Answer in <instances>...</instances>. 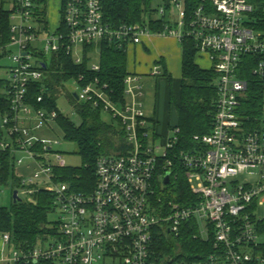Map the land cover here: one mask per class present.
Listing matches in <instances>:
<instances>
[{"label":"built area","instance_id":"obj_1","mask_svg":"<svg viewBox=\"0 0 264 264\" xmlns=\"http://www.w3.org/2000/svg\"><path fill=\"white\" fill-rule=\"evenodd\" d=\"M153 3L148 12L154 17L113 26L105 20L103 0H61L59 24L51 31L48 8L46 25L39 21L34 0H0L10 14V41L0 43V67L5 57L13 63L5 92L8 110L0 113V154H10L14 169L35 166L31 174L16 176L18 190L30 198L52 192L59 214L57 234L31 249L16 247L10 234H3L1 264H157L156 236L179 240L185 231L205 243L213 241L212 249L195 261L163 253V264H264V0ZM159 21L164 27L156 32L153 22ZM168 36L180 45L192 42L216 75L210 132L195 135L196 145L187 150L177 148L179 128L159 141L144 113L141 75L126 77L123 104L114 102L97 78L83 86L81 76L71 81L78 88L73 97L118 118L130 149L97 160L90 193L55 184L54 169L67 166L53 149L58 142L48 135L59 117L45 100L51 57L65 51L80 65L85 47L96 46L87 52L90 56L102 41L128 52L146 39ZM90 68L99 72L100 64ZM161 74L159 65L151 69L152 77ZM32 85L40 86L35 100L29 99ZM256 93L259 115L246 114ZM175 167L183 169L195 197L186 205L160 196Z\"/></svg>","mask_w":264,"mask_h":264},{"label":"trees","instance_id":"obj_2","mask_svg":"<svg viewBox=\"0 0 264 264\" xmlns=\"http://www.w3.org/2000/svg\"><path fill=\"white\" fill-rule=\"evenodd\" d=\"M38 6L39 21L47 25V8L49 0H34ZM192 4L200 0H189ZM153 0H103L104 17L109 25L118 26L124 23H139L144 15L154 17ZM155 21V20H153ZM159 23V24H156ZM154 24V25H153ZM152 29L161 31L163 22H153ZM156 24V25H155ZM10 41V14L0 7V43L6 45ZM96 46L85 47L84 61L75 64L73 58L65 51L51 57L46 75L50 92L45 95L46 106L57 109V102L62 90L72 80L83 77L81 84L86 86L96 78L101 85L108 86V93L116 103L125 102V79L129 72L127 50H118L108 41L97 44L100 49V71L94 72L90 68L87 52ZM182 47V75L178 94L174 91V82L164 66L163 77L170 86V106L177 116V124L172 128L181 130L178 149L187 150L196 145L195 135H205L211 130L216 109V75L210 69H202L197 63V50L192 42L185 41ZM163 63V62H162ZM7 80L0 79V113L8 110L6 97ZM40 95V86L32 85L29 89V99L35 100ZM252 97V96H251ZM73 101L81 123L75 124L71 118L59 112L57 126L62 130L64 138L74 142L77 153L83 164L80 168H55L54 183L69 185L74 192L90 193L96 185V163L104 155L125 153L130 149L126 142L124 127L118 118L111 123L102 119L104 111L94 108L90 103L78 102L72 94ZM246 106V114L259 115L260 96L253 95ZM256 100V101H254ZM148 120V119H147ZM151 128H155L154 121L148 120ZM154 130V129H153ZM10 154H0V187L7 186L12 180L13 190L20 188L19 179L14 174L10 161ZM13 191V192H14ZM160 196L163 201H174L186 205L195 201L191 195L189 185L183 169L175 167L172 181L166 185ZM32 201H20L12 204L11 208L0 207V237L10 234L16 247L31 249L48 236L57 234V224L49 220V215L56 207V196L49 191H39L33 194ZM195 232V230H194ZM212 242L205 243L195 239L190 232H183L179 240L159 234L155 238L157 264H163L159 259L161 254L172 255L177 261H195L203 258V251L212 249ZM181 249V250H180ZM180 250V251H179ZM264 257V246L261 248Z\"/></svg>","mask_w":264,"mask_h":264},{"label":"rangeland","instance_id":"obj_3","mask_svg":"<svg viewBox=\"0 0 264 264\" xmlns=\"http://www.w3.org/2000/svg\"><path fill=\"white\" fill-rule=\"evenodd\" d=\"M60 2L61 0H49V3H48V14L47 15H48V21H49V26H50L51 31H54L59 24ZM152 4H153L152 6L156 5V3H152ZM5 8L9 10L10 5H6ZM156 38L164 39V38H159V37H156ZM168 40L169 39L165 40L167 42L166 44H169L170 40L169 41ZM177 44H176L177 48H179L180 54H181L182 47L178 42ZM165 46L169 47L167 45ZM140 57L141 56L138 52L136 56L137 63H139V61L142 60ZM89 60H90L91 66L99 65L100 64V50H97L95 53H91L89 56ZM134 60H135V54L133 53L132 50H129L128 65H127L128 72H131L133 74L134 72H136V73L143 75L145 72L148 71V68L144 67L147 71L140 73L142 72V70H140L141 68L139 66L136 68V70H134V64L136 63V61L134 62ZM197 63L202 69H209L211 67L210 62L206 58L201 57V56L197 58ZM2 64L3 66H5V68L0 67V79L8 80L9 79V68L12 66L13 63L8 57H5L4 59L1 60V65ZM171 71H172L173 78L175 79L181 78V69H180L179 59L177 60L176 63L175 62L173 63V66L171 67ZM166 86H167V83L163 79L157 80V78L155 77H150V72L149 74L147 73L144 75V78H143V94L144 95L141 101L144 103V113L146 114L148 118L153 117L155 108L158 106V103L160 105V101L162 100V98H164V96H165V101L167 100L166 94L164 92V90L166 91V88H165ZM76 87L77 85L74 82H69L66 86V89L64 91L62 90L60 97L58 99V102H57V110L62 115L71 118V120L75 124L79 125L81 123V120L79 116L77 115L73 101H71V99L69 98V94L78 90V88ZM101 116H102V119L107 123H111L113 121V118L109 113L104 112ZM168 117L170 118L172 122L176 119L175 113L173 110H171V114H169L168 112ZM48 135L55 142H58V143L53 144V149L55 152L59 153L63 157V160L67 167L80 168L82 166L83 161L77 153L76 144L70 140H66L60 128L56 127L55 131L51 132V134H48ZM13 187H14V184L12 180L8 183L7 186L0 187V207L11 208L13 204V191H14ZM165 187L166 186H164V188ZM18 192H19L21 199L25 201L33 200V198H30L29 196L28 197L23 196L20 190H18ZM58 217H59L58 212H53L49 215V220L52 223H56L58 221ZM261 241L262 243H264V237L261 239ZM39 244L42 245L43 243L40 242ZM7 254H8V250H6V255Z\"/></svg>","mask_w":264,"mask_h":264},{"label":"crops","instance_id":"obj_4","mask_svg":"<svg viewBox=\"0 0 264 264\" xmlns=\"http://www.w3.org/2000/svg\"><path fill=\"white\" fill-rule=\"evenodd\" d=\"M159 38H164V39H158L156 37H152L149 39H146L142 45H136V46H132L130 47L129 50H132L133 53L135 54V60L136 63L134 64V70H136V68L139 66L142 70L143 73L145 71H147L145 68H148V71L145 72L143 75L134 72L135 74L141 75L144 78L145 74H149V72H151V69L155 66V65H159L161 68V76L159 77H155L157 78V80H164L167 83L166 91L164 90L165 94H166V98L167 100L165 101V96L164 98H162V100L160 101V105L158 103V106L155 108V112L153 117L148 118L146 116V118L149 120H152L155 124V128L154 132H155V138L157 140H162L163 138L167 137L170 133V131L172 130V127L175 126L177 124V116L175 113V117L176 119L172 122L170 120V118L168 117V112L169 114H171V110L172 107L170 106V86L169 83L167 81L166 78L163 77V69L164 66L166 67V70L168 71V73L171 75L173 82H174V91L176 94H178L179 92V83H180V79H175L173 78L172 75V71H171V67L173 66V63L177 62V60L179 59V63H180V69L182 67V53L180 54V50L179 48H177V40L174 37H159ZM169 39V44H166L167 42L165 40ZM177 44V45H176ZM165 45L169 46L166 47ZM128 50V53H129ZM140 54V58L142 59L141 61H139V63H137V54ZM163 62V63H162ZM144 64V66H143ZM153 66V67H152ZM2 68H5V66H3V64L1 65ZM145 67V68H144ZM182 72V70H181ZM131 73V72H129ZM182 75V73H181ZM150 77H152L150 75ZM5 80V79H3ZM164 95V94H162ZM144 105V103H143ZM144 109V108H143ZM174 111V110H173ZM146 115V114H145ZM150 123V122H149ZM151 124V123H150ZM35 169L34 165H25V166H21L18 167L16 169H14V173L15 176H18L20 174L22 175H28L31 174ZM18 178V177H17ZM0 246H1V242H0Z\"/></svg>","mask_w":264,"mask_h":264},{"label":"water","instance_id":"obj_5","mask_svg":"<svg viewBox=\"0 0 264 264\" xmlns=\"http://www.w3.org/2000/svg\"><path fill=\"white\" fill-rule=\"evenodd\" d=\"M74 97H75L76 100H78V97H77V95L75 93H74ZM164 183H165V185H169L170 184V176L169 175H167L165 177ZM20 200H21V198L18 195V191L17 190L14 191L13 192V202L16 203V202H18Z\"/></svg>","mask_w":264,"mask_h":264}]
</instances>
